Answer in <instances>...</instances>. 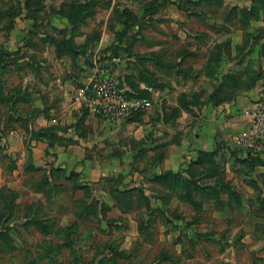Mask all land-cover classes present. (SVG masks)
<instances>
[{"label":"rangeland","instance_id":"374dc122","mask_svg":"<svg viewBox=\"0 0 264 264\" xmlns=\"http://www.w3.org/2000/svg\"><path fill=\"white\" fill-rule=\"evenodd\" d=\"M252 2L0 0V264H264V163L237 147L188 158L199 121L179 105L178 65L198 44L184 69L225 41L248 61L238 73L264 79ZM96 68L154 106L115 122L84 105L71 123L53 115ZM48 114L61 123L42 127Z\"/></svg>","mask_w":264,"mask_h":264},{"label":"crops","instance_id":"0c3cea01","mask_svg":"<svg viewBox=\"0 0 264 264\" xmlns=\"http://www.w3.org/2000/svg\"><path fill=\"white\" fill-rule=\"evenodd\" d=\"M263 15L264 12H261L259 19H251L248 27L253 22L252 20H261ZM203 47L201 44L195 45L191 49L189 48L185 55L193 57H199L200 54L204 55ZM237 49L242 54V49L239 48L237 43L231 44V42L221 41L211 48L206 61L201 63L200 59H195L193 66L189 69H184L182 62L185 59L183 60V58L180 59L181 64H177L181 68L179 73L181 72L183 99L190 100L194 95L198 98V100L180 107L181 117L186 122L189 121L188 117L190 116L191 119H193L192 116H196L194 119L199 121L198 133L192 143L187 145L184 143V146L188 147L187 157L191 158L193 156V160L196 162L201 155L207 153L218 159L225 152L231 159H234L231 153H227L229 148H236L233 143V136L248 127L250 110L255 101L264 93V90H262L264 87L262 75L237 72L238 66H241L240 64L243 63L246 66L248 62L242 60L239 62ZM215 54H218V56L215 57ZM198 79L204 80V86L201 88L195 86V80ZM90 80L91 78L84 79V81H87L85 83ZM78 88L76 87L73 90L71 96L62 94V99L51 109L53 115L60 116V119L61 116L67 118V123L75 121L72 115L79 113L80 108H82L73 100V94ZM177 104L175 102V105ZM88 115V112H81L79 118H85ZM56 116L49 117V114L47 117L44 116L46 121L44 120L45 123L42 127L52 126L54 128L58 125L57 123L60 124L61 122L57 121ZM33 141L36 144H48L50 146L44 139ZM74 141L77 143V140ZM238 155L240 156V154ZM240 157L243 159V156Z\"/></svg>","mask_w":264,"mask_h":264},{"label":"built area","instance_id":"2783aa9c","mask_svg":"<svg viewBox=\"0 0 264 264\" xmlns=\"http://www.w3.org/2000/svg\"><path fill=\"white\" fill-rule=\"evenodd\" d=\"M75 103L86 106L105 121L115 122L154 106V101L132 94L112 75L111 69H95L91 80L73 94ZM247 128L233 136V143L249 155H264V93L255 101L249 113Z\"/></svg>","mask_w":264,"mask_h":264},{"label":"trees","instance_id":"16d2710c","mask_svg":"<svg viewBox=\"0 0 264 264\" xmlns=\"http://www.w3.org/2000/svg\"><path fill=\"white\" fill-rule=\"evenodd\" d=\"M258 1V0H257ZM259 3L261 4V6H262V10H263V12H264V8H263V4H264V0H259ZM257 6H259V4H257V3H255V2H252L250 5H249V7L248 6H245L243 9H244V19L246 20L245 21V23H248L246 26H248L249 25V20L251 21V19H259L260 18V13L261 12H258V11H255L254 10V7H257ZM261 6H259L260 8H261ZM259 8V9H260ZM187 52V51H186ZM186 52H184V55H183V57H186ZM190 55V54H189ZM218 56V54H215V57H217ZM182 57V58H183ZM184 59V58H183ZM121 85L122 86H126V87H128L129 89H130V91L132 92V94H137V91H135V90H133L132 88H130L128 85H123L122 83H121ZM187 100V99H186ZM186 100H184L183 99V101L179 104L180 105V107L181 106H184V105H186V103H185V101ZM187 103H189V102H191L190 100H187L186 101ZM181 111V110H180ZM140 113H142V112H140ZM140 113H138V114H140ZM83 119L84 118H80V122L81 121H83ZM51 128V127H50ZM53 128V127H52ZM32 134H33V138L34 139H41V138H43V137H45L44 135H41L39 132H32ZM48 139H50L49 141H52L51 140V138H49V135H48V137H47ZM50 143H52V142H50ZM208 154V153H207ZM201 155L200 156V158L198 159V161L196 162V163H202V162H204L205 161V156H212L211 154H208V155ZM243 161L246 163V164H252V166H256V165H259V164H262L263 162H264V160H263V155H256V156H253V155H249L248 157H243ZM124 256H125V254H123ZM118 260V257H114V258H112V261H114V262H116Z\"/></svg>","mask_w":264,"mask_h":264}]
</instances>
